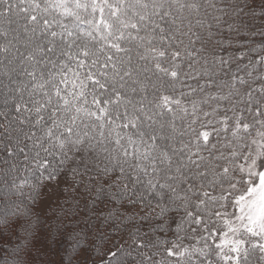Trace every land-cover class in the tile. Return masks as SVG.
<instances>
[{
    "label": "snow or ice",
    "instance_id": "6c2138e0",
    "mask_svg": "<svg viewBox=\"0 0 264 264\" xmlns=\"http://www.w3.org/2000/svg\"><path fill=\"white\" fill-rule=\"evenodd\" d=\"M54 243L264 264V0H0V264Z\"/></svg>",
    "mask_w": 264,
    "mask_h": 264
},
{
    "label": "trees",
    "instance_id": "16d2710c",
    "mask_svg": "<svg viewBox=\"0 0 264 264\" xmlns=\"http://www.w3.org/2000/svg\"><path fill=\"white\" fill-rule=\"evenodd\" d=\"M38 211L40 209H37ZM56 211H59L58 209H56ZM43 215V213H42ZM53 215V211L52 210H48L47 212V216L45 217L46 219L51 217ZM63 245H57V244H52V248L54 250H57V251H53L51 254L49 255H46V256H36L35 253H33V256H35L36 258V261H37V264H42L43 261H57L59 259V256L60 255H63Z\"/></svg>",
    "mask_w": 264,
    "mask_h": 264
}]
</instances>
